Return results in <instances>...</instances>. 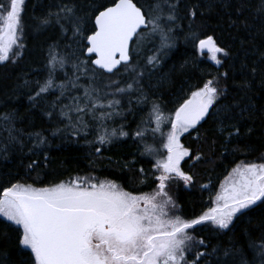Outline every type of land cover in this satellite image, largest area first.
<instances>
[{"label": "snow or ice", "instance_id": "6c2138e0", "mask_svg": "<svg viewBox=\"0 0 264 264\" xmlns=\"http://www.w3.org/2000/svg\"><path fill=\"white\" fill-rule=\"evenodd\" d=\"M179 3L180 0H144V3L139 0H91L87 12L81 16L78 13L82 10L69 0L58 6L57 11L35 17L37 30L55 23L60 25L62 32H67L68 28L61 21L70 24L78 47L82 46L81 54H86L87 59L60 51L58 43L50 45L48 76L43 82H36L35 94L28 97L31 106L37 107L47 95L57 92L44 112L49 120L55 118L63 125L55 128L52 134L87 138L94 130L95 139L87 143L99 145L94 148L99 154L101 146L129 136L124 124L110 127L109 122L124 118L122 100L125 96L131 112V94L138 91L137 106L151 103V108L133 135L143 144L141 155H151L155 159L152 174L155 186L147 192H133L113 180L87 174L43 187L17 182L3 188L0 217L11 222L7 226L15 234V246L26 256L24 264H203L207 256L217 253L218 246L212 247L211 252L194 251L209 247L204 239L195 236L197 226H211L215 234H226L234 228L235 221L246 216L254 206L264 205V153L258 158L262 162L233 167L210 206L198 216L186 218L169 193L174 181H182L186 187L193 183L194 178L184 171L183 163L193 160L194 166L195 161L202 159L200 154L194 156L181 138L197 130L202 122L211 120L217 134L225 136L226 142L238 139L240 121L250 118V110L255 108L247 90H251V81L258 70L264 72L253 66L248 69L251 79L237 85L244 92L241 101L245 98L248 101L243 107L235 101L222 103V98L228 95L226 83H221V79L228 76L225 72L206 80L202 86H191L190 94L178 100L176 107L166 115L140 88L144 73L131 63V53L158 39L146 64L156 68L161 59L169 55L175 48L177 29L182 27ZM216 3L227 8L230 0H208L207 10L211 12ZM24 5L25 0H0V64L15 62L23 56ZM244 7L242 0L236 9L238 15ZM256 11L264 13V0H258ZM201 15L203 12L198 5L188 9L186 17L190 23L184 39L196 52L207 53L215 65L222 66L231 52L218 43L214 34H206V23L194 27L196 18ZM85 18L92 23L91 29L83 26ZM230 26H237V21L230 19ZM243 26L251 27L247 21ZM70 57L72 75L64 73V78L58 81L57 72L65 68ZM260 60L264 61V52L260 53ZM121 66L131 75V82L119 86L120 82L114 80L98 86L105 73L115 74ZM246 67L242 65L241 70ZM82 78L87 82L81 83ZM260 86L264 88V79ZM14 120V113L0 115V129L7 132L8 143L18 142L16 133L20 130L15 128ZM152 124L155 127H151ZM165 125L167 132L163 130ZM251 131L249 128L248 132ZM149 133L154 138L159 134L162 153L147 142ZM28 135L35 139L34 147L46 143L42 132ZM0 150L6 151V148ZM139 172L144 177L140 183L146 184L144 169L140 168ZM4 239L12 237L5 234ZM248 247L254 252V259L259 257V264H264V241L256 243L249 237ZM192 255L194 258L189 259ZM223 255L239 257L238 264H249L241 247L225 248Z\"/></svg>", "mask_w": 264, "mask_h": 264}, {"label": "trees", "instance_id": "16d2710c", "mask_svg": "<svg viewBox=\"0 0 264 264\" xmlns=\"http://www.w3.org/2000/svg\"><path fill=\"white\" fill-rule=\"evenodd\" d=\"M52 1V2H51ZM68 3L69 0H25L22 13L24 53L15 62L11 60L0 64V115L14 113V126L20 130L16 133L18 142L8 143L7 132L0 129V191L13 183L32 184L43 187L77 175L92 174L100 179H109L120 184L125 190L138 192L149 191L154 187L150 172L154 158L151 155H141L143 144L134 138V132L142 118L147 116L151 103L139 107L136 104L138 91L131 94V112L128 111V97L122 100L124 118H116L115 122H109L110 127L125 125L128 137L115 140L112 144L101 146L99 154L94 148L99 145H91L87 141L95 139L94 130L85 138L67 133L52 132L63 125L55 118L49 120L44 112L47 103L55 99L57 92L47 95L46 100H41L37 107H32L28 97L34 95L37 90V81L43 82L48 76L47 53L50 45L59 44V50L65 53H73V32L67 22L61 21L68 28L62 32L59 24H51L42 30H37L35 17L46 14L49 6L59 3ZM79 9L86 7L91 0H73ZM144 3V0H139ZM242 0H230L229 7L224 8L216 3L214 9L207 10L208 0H180L178 14L181 29H177L175 48L170 50L168 56L161 59L156 68L146 64V58L153 54L158 39L155 42L145 43L138 51L131 53V63L137 65V71L144 73L140 80V88L146 94L150 102L158 103L165 114L173 110L178 100L182 101L190 94L191 86H202L203 82L220 73H228L221 83L227 85L228 95L222 98V103L232 104L234 101L243 107L248 101H241L244 92L237 87L243 80L251 79L248 69L256 66L264 69V61L260 60V53L264 52V13H257L258 0H243L245 7L242 14L238 15L236 9ZM193 5L199 6L203 15L196 18L194 27L206 23V34H214L222 47L231 52V59L222 66H217L196 52L191 43L185 41L184 36L188 32L189 19L187 11ZM230 19L237 21V26H230ZM247 21L250 28H245L243 22ZM91 24L88 29H91ZM251 33V35L249 34ZM203 38V37H201ZM243 41V43H242ZM135 45L132 48L135 49ZM80 59H87L79 54ZM256 62L254 65L253 62ZM183 65V66H182ZM242 65L247 67L242 69ZM89 67H93L89 65ZM72 57L62 71L57 72V80L64 78V73L72 75ZM264 79V72L259 71L255 79L251 81V90H247V96L252 97L255 105L250 110V118L240 121L241 136L231 142L225 141V136L218 135L215 125L211 120L202 122L197 130L191 134H185L181 142L190 149L195 156L202 155V159L187 160L183 163L185 172L193 176V183L188 188L174 186L173 194L185 217H191L192 213L200 210L205 200V190L201 188L215 179L236 162L235 159L243 155L256 154L261 149L263 142L260 134L264 121V88L260 81ZM119 81V86L125 82H131V75L121 66L115 74H104L98 86L103 87L111 81ZM28 82L27 85L25 82ZM81 83H86L82 78ZM194 90V89H192ZM248 115V114H246ZM151 127H155L154 124ZM251 128V133L248 129ZM167 132V125L163 129ZM42 132L46 137V143L34 147L36 141L29 133ZM226 135V133H225ZM159 134H156V137ZM151 133L146 140L161 153L159 139ZM252 155V156H253ZM32 164L33 167L28 166ZM129 167H125V165ZM143 168L147 177V183L141 184L143 179L139 169ZM7 225L10 223L0 218V264H24L26 256L22 255L15 246V234ZM15 227V226H12ZM12 237L5 240L4 235ZM197 238L204 239L209 247L207 249H194V251L211 252L212 247L218 246L215 255L207 256L203 264H238L239 257L235 259L230 255L224 257L223 250L230 246L243 248L244 255L249 264H259V257L254 259V252L248 247L249 237L252 241L260 243L264 241V205L255 207L246 216H241L235 221V226L226 234H215L211 226H197L195 230ZM194 255L189 259H193Z\"/></svg>", "mask_w": 264, "mask_h": 264}, {"label": "rangeland", "instance_id": "374dc122", "mask_svg": "<svg viewBox=\"0 0 264 264\" xmlns=\"http://www.w3.org/2000/svg\"><path fill=\"white\" fill-rule=\"evenodd\" d=\"M51 2H52V1H51ZM64 3H66V2H63V1H62V2H59V3L55 4V6H53V5L49 6V8L46 10V13L49 12V11H52V12L57 11L58 6H60V5L64 4ZM89 5H90V3L87 4L86 7H81V10H82V11H80L78 14L81 15V16H84L85 13L87 12L88 8H89ZM90 24L92 25V23L89 22V21L87 20V18H85V21H84V25H83V26L86 27V28H88V25H90ZM91 27H92V26H91ZM76 40H77V38H75V37L73 36V45H72L73 47H72V50H73V53H75V55L78 57L79 54H80V52L82 51V46H79V47H78ZM220 45H221V44H220ZM203 56H204L207 60L211 61V60L208 58L207 53L203 54ZM230 59H231V56H230L229 58H225L223 64H224L226 61L228 62ZM211 62H212V61H211ZM212 63H213V62H212ZM260 127H261L260 134H261V138H262V142H263V145H262L261 149L258 150V151L256 152V154H254V155H253V154L243 155L241 158H239V159H235L236 162L233 163L231 166H228L226 170L222 171L221 174L218 176L217 179H215L214 182H210V183H207V184H205V185H202L201 188H204V190H205V200H204V202H203V205H202V207L200 208V210L196 211L195 213H192L191 217H186V218H192V217L198 216L202 211L207 210V208L210 206V201H211V199H214L216 193L219 192V190H220V185L225 181V178H226V177L228 176V174L231 172V170H232L233 167H236L238 164H241V163H247V162H262V161L258 160V158L261 157V154H262V153H264V121H263V123H262V125H261ZM156 138L159 139V136H157ZM233 141H234V140H231V141H230L232 145L235 143V142H233ZM158 142H159V141H158ZM161 147H162V146H161ZM161 150H162V152L164 151L163 148H161ZM252 155H253V156H252ZM154 164H155V160H154V162H153V164H152V170H151V172H150L151 177H152V174H153V166H154ZM116 183H117V182H116ZM154 186H155V185H154ZM174 186H175V187H176V186H181V187H183V188H185V189L188 188V186L186 187L182 181H174V182L170 185V187H169V193H170V195H171L175 200H176L175 195L172 193V192H173V189H174ZM205 186H207V187H205ZM149 191H150V190H149ZM146 192H147V191H146ZM176 202H177V200H176ZM177 204H178V203H177ZM0 218L3 219L4 221H6L3 217H0ZM6 222H8V221H6ZM8 223H11V222H8Z\"/></svg>", "mask_w": 264, "mask_h": 264}, {"label": "water", "instance_id": "95a60500", "mask_svg": "<svg viewBox=\"0 0 264 264\" xmlns=\"http://www.w3.org/2000/svg\"><path fill=\"white\" fill-rule=\"evenodd\" d=\"M85 56H86V54H85ZM87 57V56H86ZM94 58V57H93ZM94 67V66H93ZM105 74H108V73H105Z\"/></svg>", "mask_w": 264, "mask_h": 264}]
</instances>
